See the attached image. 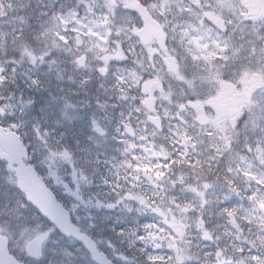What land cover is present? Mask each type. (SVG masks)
<instances>
[{
    "label": "clouds",
    "instance_id": "obj_1",
    "mask_svg": "<svg viewBox=\"0 0 264 264\" xmlns=\"http://www.w3.org/2000/svg\"><path fill=\"white\" fill-rule=\"evenodd\" d=\"M103 2L104 0H97V4L100 6L103 5ZM146 2L150 4L154 0H146ZM232 2V9L226 7L220 10L216 8L217 0H201V8L196 9V13L200 14L208 27H212L214 31L215 25L203 17L202 13L212 11L217 15L222 14L225 27L219 30V35L223 39L232 38V47L226 51L228 59L217 58L213 62V68L220 65L225 74L231 72L235 78L243 68L264 74V21H255L243 14L239 0H232ZM115 3L119 5L120 0H115ZM183 3L191 4L192 0H183ZM208 5H212V7H208ZM244 12L246 13V9ZM3 14V11L0 10V15ZM176 15H179L178 10ZM168 19L172 20L171 14ZM133 26L135 27V25ZM98 30L105 32L108 42L101 43L91 38L88 40V43L94 48L99 44L106 49L105 52L100 53L101 59L97 60L94 70H89L86 74L91 79V84L87 85L91 94H74L71 91L73 85L68 82L72 78L70 74L66 79L60 80L56 78L54 67L50 71L46 63H37L33 66L25 59L20 66L21 71L35 76L40 82L39 87L31 86L29 83V86L34 89L31 95L35 97V103H31L32 106L29 108L24 103L17 101L5 113L0 114V124L6 127L8 122L18 125L12 130L20 137L28 160L35 167L45 164L48 150L54 146L55 136L62 131L60 125L63 121L59 109L66 101H70L77 109L87 112H97L95 101H103L107 104V110L112 115L113 121L117 120L113 104L120 105L122 108L130 105L133 111L140 109L131 121L133 133L124 136L123 129L121 135L133 144L139 143L141 136H144L146 137L145 144L150 148L153 147V144L157 150L163 146L169 156L175 154L177 160H180L177 150L181 149L189 153L195 164L190 168L187 166L186 160H180L176 164H172V161L168 160L167 163L171 166L161 169L165 173L161 181H156L154 177L149 179L143 173H136L135 176L139 179H132L126 189V191L134 192L143 198V205H140L138 201H126L125 203L133 209L139 208L147 222L153 224L154 243L161 245V254L164 255L166 264H168L169 256H175V251L169 248L170 243L183 250L185 264H215L216 261L215 256L209 258L205 255V249L208 252L215 249L216 240L213 239L205 243L201 231L196 227L195 221L199 216L200 201L187 191L189 186L203 190L204 184L212 185L213 187L207 190L211 204L204 210V218L208 220L207 213L215 209L217 217L234 230L227 231L230 235L225 236L223 233L219 235L220 237L221 235L224 238L231 236L232 240L238 244L255 241L256 250L259 251L264 247V245H260V240L264 239V225H262L264 210L258 207V203L242 198L250 190L257 189V185L255 182H251L248 187L249 182L244 185L237 182L238 173L235 166L229 172L227 163L230 156L237 154L244 155L249 161H253L258 155L256 148L264 145V86L257 88L248 96L247 102L235 114L234 119L227 122L224 131L213 127L210 123L202 125L194 119V109L189 106L187 86L169 73L165 63V59L171 57L177 61L187 78L191 79L193 74H197L198 87L199 74H207L205 62L202 60L193 61L185 50L186 46H181L179 32L173 34L171 28H168L164 48L154 43L152 45L154 51L149 54L147 48L135 37L130 28L122 30L119 37L116 35V31L111 28ZM109 31L111 32L110 36L107 35ZM235 41L240 42L238 48L233 47ZM18 48L19 45L13 44L10 37L7 42V51L0 50V64L13 58L12 53ZM63 49H65L63 45L58 49L49 48L52 58L62 60L61 50ZM116 50L121 52L122 59L110 60L107 74H100L97 68L104 66L103 56H111ZM98 51L96 49V52ZM15 59H20L18 51ZM148 79H159L161 83V88H154L152 93L155 109L159 111L154 109L150 113L139 103L141 97L144 96L143 83ZM118 80L122 84L123 92L117 86ZM40 89H44V91H40ZM161 89L165 94L171 91V96L165 99L161 94ZM76 91L82 92V89L77 87ZM208 92V85H205L201 96L193 98L191 102L196 103L199 100L202 104L201 110L206 115H214L207 104L203 102L208 97ZM132 96L136 97V103H132ZM109 101L111 103H108ZM126 101L127 104H125ZM181 103L185 106L183 109L179 107ZM159 105H163V108H159ZM98 114L103 115V113ZM149 115L160 117L163 121V131L151 123L148 119ZM122 119L127 121V116ZM122 119L118 120V127L122 126L120 123ZM169 124L172 125L171 128H169ZM178 129L179 131H177ZM185 131L191 137L190 141L180 139ZM206 132H210L211 135H206ZM165 136H170V138L166 140ZM192 143L196 144L194 149ZM250 147L251 152L249 151ZM157 162L165 164V159L151 161L153 164ZM257 168L264 169V166L257 165ZM181 177H183V183L180 181ZM229 180L233 181V186L240 191L241 198H237L235 192L229 188L227 183ZM225 196L230 198L229 202H241L242 207H236L238 213L235 220L238 227H234L230 223L232 218L220 216L217 212L219 206L217 202L224 203ZM186 201L196 211L189 209L184 212L182 207ZM30 208L35 209L31 215L36 213L43 215L40 209L28 200L26 193L16 183L15 172L10 169L8 161L0 159V222L19 225L23 220L30 218ZM116 209L125 218L126 223L132 227L136 212L128 213L124 210L123 205ZM174 221H180L184 225L182 236L172 228ZM49 223L52 225V232L56 239L54 240L52 235L49 236L43 246L42 254L38 258L29 256L17 238L15 241L16 250L22 249L24 255L21 264H25V262L26 264H94L87 249L75 236L61 231L52 221ZM80 224L82 229H87V221H82ZM209 230L215 233L214 229L209 228ZM104 231L107 232V228ZM91 234L95 237L98 235V230L93 228ZM108 236L119 246L120 237L112 232L108 233ZM12 244L13 241L10 240V248ZM232 245V241H229L226 245L228 250L221 258L222 260L233 256ZM108 252L110 253V250ZM65 253L71 255H65ZM171 264H175L174 259Z\"/></svg>",
    "mask_w": 264,
    "mask_h": 264
},
{
    "label": "snow or ice",
    "instance_id": "obj_2",
    "mask_svg": "<svg viewBox=\"0 0 264 264\" xmlns=\"http://www.w3.org/2000/svg\"><path fill=\"white\" fill-rule=\"evenodd\" d=\"M239 6L242 10V13L245 15H252L251 13L244 12L245 9L253 7L247 3H239ZM17 7L12 3V0H0V10L4 8L13 9ZM23 7V6H20ZM50 7V6H49ZM212 7V5H208ZM233 8L232 0H217L216 8ZM264 7V5H261ZM201 8V0H192L191 4L185 5L183 0H154V2L148 4L146 0H120V4L117 5L115 0H104L103 5L100 6L97 4V0H75L74 6L67 7L63 11H54L50 17V27H44L40 32V37L45 40L47 47L42 51L37 53L36 51L29 48V46L23 43L24 38L26 37V32L23 25L26 24V17L24 15H18L16 22L13 24V30L10 33V37L13 44H18V50H14L12 53L13 58L7 59L4 64H0V87H5L9 81H12L18 69L20 68L22 62L26 59L29 63L35 66L37 63L47 64L49 70L57 65V60L52 58V53L49 51V48L58 49L61 45L65 49L71 51L73 45V34L78 33L81 30L88 32L89 34L97 32L99 36L105 35L104 31H99L98 29H109L116 31V35L119 37L121 31L125 28H130L134 33L135 37L139 39L142 45L147 48L149 54L153 53L154 49L152 45L158 44L161 48H164L167 41V29L171 28L172 33L176 34L179 32L181 46H186V52L191 56L193 61H204L205 62V72L204 74H199V87L197 86V74H193L192 78H187L181 71L180 65L176 60L168 57L165 59V63L168 66V71L171 75L175 77L178 81H182L187 86V93L189 96V106L191 109H194V119L199 121L202 125L205 123H210L213 127L224 131L227 125V122L231 119H234L235 114H237L240 108L249 96V88L247 86V80L241 79V83L245 85L242 92H235L232 89L230 83H225V80L235 79L231 72L225 74L221 69L220 65H216L213 68V62L219 58L220 60H227L226 51L232 47L231 37L228 39H223L219 35V30L225 27V21L222 14L217 15L212 11H204L202 13L203 17H206L208 21H211L215 25V31L212 27H208L205 19L201 17L200 14L196 13V9ZM121 9H123L121 11ZM179 12V15H176V12ZM172 15V20L169 21V15ZM47 16V13H44ZM117 17L119 18L117 20ZM255 17L253 16V19ZM135 25V27L133 26ZM107 35H111L109 31ZM50 42V46L49 45ZM108 42V41H106ZM74 43L80 45L82 43L81 39L77 35L74 38ZM122 47V45H121ZM95 48L98 49V52H95L97 60L101 59L100 53L106 51L99 44L95 45ZM0 50L7 51V42L0 44ZM20 57L19 60L15 59L17 54ZM89 51V49H86ZM223 53V55H221ZM122 59L121 52L116 50L112 53L111 56H103L104 66L98 67L97 71L100 74H107L108 65L110 60H120ZM87 56L83 54H77L72 63L77 68H83L86 65ZM228 67V65H225ZM28 76V80L31 86L39 87V80L32 79L30 75L24 73ZM59 78V77H58ZM88 81L81 80L80 84L83 86L87 84ZM205 85H212L215 87V95H212L211 88L208 92V97L204 99L205 104L212 105L215 108L214 115H206L201 109L202 104L197 100L196 103H192L193 98L201 96V92ZM117 86L123 92L122 84L118 80ZM160 89L161 83L159 79H148L143 83V93L144 96L141 97L139 103L146 109L149 113L155 109V104L153 101V89ZM161 94L165 99H168L171 96V91L167 94L163 93L161 89ZM234 95L240 97L231 108L226 109L221 103L222 99L225 96ZM127 99V97H124ZM3 97H0V100H3ZM133 103H136V97H131ZM25 105H30L31 100L23 101ZM105 107L106 105H101ZM117 105L113 104L112 107ZM10 104H3L0 106V114L5 113L8 108H11ZM179 107L183 109L184 104H180ZM159 111L158 109H155ZM140 109L133 111L130 107L129 113L127 115V121L121 120V125L124 129V136L127 134L133 133V127L131 126V121L133 114L136 115ZM182 115V113H181ZM123 117L124 114L122 113ZM148 119L153 125L160 128L163 131V121L159 116L153 117L148 116ZM94 131L101 136H103L104 130L97 126L96 121L92 122ZM2 125V124H0ZM18 125L15 123L8 122V129H15ZM172 125L169 124V128ZM5 131L3 127H0V134ZM38 131V130H37ZM119 132L120 129L118 128ZM179 131V129L177 130ZM206 135H211L210 132H206ZM47 135V132H45ZM155 135V133H153ZM121 135L122 139L117 142L124 144L122 155L124 159L117 165L114 166L116 169L115 174L112 177L108 175L104 176L103 183L109 189L105 193V197H110L111 199H105L103 203H97V207H105L107 209H114L121 205L124 206V210L128 213L136 212V218L133 220V226L127 227L121 231H116L114 228L109 229L110 232L114 233L117 237L121 238V241L127 239L129 247L134 245H139L137 252L140 254L142 259L139 260H128L127 257L121 255L118 257L122 261V264H166L164 255L161 254V245L159 243H154L155 237L152 234L153 224L147 222L146 218L141 215V210L139 208L133 209L128 206L126 201H138L140 205L144 204V200L140 195L135 194L131 191H126L127 185L121 184L119 168L124 167L129 171L132 170L134 163H139L140 167H144V164L139 161V157L136 156V150L133 147V143H129L127 139ZM170 136H165V139H169ZM174 138V137H172ZM116 140V137H113ZM181 140L190 141L191 137L188 135L187 131L180 136ZM146 137L141 136L139 143L145 146L147 149V144H145ZM9 145L15 146V151L9 152L7 150ZM196 147L195 143H192V148ZM153 148L156 149L155 144ZM251 147L249 151L251 152ZM180 155V160H186L188 167H194L195 164L189 156V153L181 149L177 150ZM258 155L252 163H247L249 159L244 156L237 154L235 156H230L228 159L227 167L229 172L233 170L235 166L238 174H243L247 177L249 184L255 182L257 189H252L246 193L242 198L250 202L258 203V207L261 210H264V174L259 177L255 175L249 176V173L257 167V165L264 166V145L259 148H256ZM152 155L155 157H164L165 158V167H170L167 163L168 160L172 161V164L179 163L180 160L175 159V154L169 156L168 151H165L164 147L161 146L159 150L152 151ZM0 157L5 158L10 166V169L13 170L15 175L16 183H20V188H24L25 192L28 193V200L35 205L33 201L32 192L29 188H26L23 179L25 177L29 178L31 181L32 189H35L40 196L43 204L47 208V213L40 215L36 213L31 215L35 209L30 208L29 215L30 219L35 223L41 226L42 235L37 237V240H42L44 243L47 241L50 235L54 236L52 232V225L49 221L54 220L56 223L60 224L62 228L65 226H70L65 228V231H69L71 235H74L87 249L88 253L91 255L94 264H112V261L107 258L106 255H100L105 253L102 249H112L113 246L111 243L107 244L106 248H101L97 245L96 241L89 234L88 231H85L80 227V219L77 218V223L73 224L69 220V213L64 210V207L57 202L56 198L53 196V192L49 190V186H46L42 178L37 175L36 170L32 166L31 162L27 159V152L23 147L19 137L8 136L0 142ZM61 160L66 162V164L72 166V175L73 182L77 186V191L70 193V195L75 196L77 201L81 200L80 195H78L79 187L81 182L86 183L88 177L85 172L80 169L77 165V162L73 159L72 155L67 150H56L53 151L51 148L48 150L47 159L44 161L47 164L49 169L50 176H56V173L51 171L54 166V162ZM99 161H97L98 163ZM25 164L28 166L25 167ZM159 168L160 165L157 164ZM138 171V170H137ZM146 171H151V169H146ZM133 172L132 179H137ZM165 173L161 170L158 171L155 175L156 181H161ZM127 179V177H125ZM151 179V176L149 177ZM181 183H183V177L180 178ZM229 188L235 192L237 198H241L240 191L233 186V181H227ZM67 185H64V189L67 190ZM213 186L210 184H204L203 190H198L196 187L189 186L187 189L188 192L192 193L200 201V212L199 216L196 219V227L201 231L203 238L206 242H209L213 239L216 240L215 249L211 252L206 251L205 255L209 258L215 256V264H264V247L260 248L259 251L256 250L255 241H245L244 244L233 243L231 251L233 256L226 259H221L225 256L226 251L228 250L227 246L221 247L219 241L221 237L218 234L213 233L209 230L208 224L209 221L204 218V210L211 204V201L208 199L207 190H210ZM112 197H115L114 199ZM230 198L225 196L224 203H218L217 212L220 216H226L232 218L230 223L234 227H238L236 224L235 217L238 213V209L234 206H229ZM179 206V205H178ZM77 205H73L72 211H75ZM189 209L196 211L195 208H192V205L187 201L183 204L182 210L187 212ZM51 216L52 220L49 219ZM140 218H144L142 222ZM89 220L92 217L88 218ZM264 225V221H262ZM95 225L88 224V229H93ZM184 225L180 221H174L172 228L181 236L183 235ZM225 236L230 235L227 231L224 233ZM260 245H264V239L260 240ZM169 248L175 251V256L168 257V264H171V261L174 259L175 264H185V256L182 249L174 247L171 243ZM43 251V244H37L34 248V255L40 256ZM65 255H71L70 253H65Z\"/></svg>",
    "mask_w": 264,
    "mask_h": 264
},
{
    "label": "rangeland",
    "instance_id": "obj_3",
    "mask_svg": "<svg viewBox=\"0 0 264 264\" xmlns=\"http://www.w3.org/2000/svg\"><path fill=\"white\" fill-rule=\"evenodd\" d=\"M41 1V0H40ZM248 1V4L249 5H252L253 7H250L249 10H248V13H251L252 15H248L249 18L253 19V16H257L255 15V13L261 15L262 13H264V7H261V5H264V0H246L245 2ZM6 10V8H4ZM3 9V12L5 11ZM8 9V8H7ZM16 18H13V20H10V21H14L16 22ZM32 49V47H29ZM86 49H89V51H92V49L87 46L85 47V44H84V47H83V52L86 53ZM95 60H97L96 58V55H95ZM57 67V65L54 66V69ZM91 67H88V68H85L87 71L90 69ZM26 72V71H25ZM22 71L21 70H18V73H17V79L15 80V82H12L10 85L12 86H15V87H23L25 89H30L32 87L29 86V80H28V76L27 78H24L22 75H21ZM59 73L60 72H56L57 76L56 78L57 79H60L62 80L63 78L59 76ZM250 73H254V72H250ZM30 75V74H28ZM44 75H47V73H44ZM31 76V75H30ZM59 77V78H58ZM32 79H36L35 76H31ZM247 86L249 88V90L251 91V87H249V85H255L254 82L252 81H255L256 80V83H259V79L256 77V76H251L250 74H248L247 76ZM252 82V83H250ZM245 87V85H244ZM6 88L7 86L5 87H0V97H3L4 99L3 100H0V106H2L3 104H9L6 100V94H7V91H6ZM44 90V89H42ZM235 92H242V91H235ZM212 95H215V93H213ZM240 97L238 96H234V95H228V96H225L221 103L223 104V106L228 109V108H231L234 103L239 100ZM25 100H31L30 98H25L23 101ZM23 101H22V104H23ZM32 101V100H31ZM32 103H34L32 101ZM11 105V104H10ZM27 107H31L32 105H26ZM64 107H69L68 104H64L63 105ZM207 107L209 109H212V112L215 114V110H214V107L211 105V106H208ZM61 117H62V125H60V127L62 128V131H60L56 136H55V139L53 141V145L55 144L54 142L57 141L61 138L62 140H64L65 138H63V133L64 131H68V125L72 122V117L66 113L61 114ZM93 130V129H92ZM52 131H55V129H52ZM91 138L93 141H95V145L98 147L100 144H103L104 140L106 138H97L93 135H91ZM88 146V145H87ZM91 153H92V156L93 158H95V161H99L98 164L100 165L101 167V170H99V172L97 173V175H100L102 174V169H104L107 165H109L110 169H109V177H112V174H113V168L116 164L113 163L111 164L113 161L110 160V159H105V160H102L101 159V155L103 154L102 152L99 153L97 149L93 148L91 150ZM75 160V159H74ZM76 161V160H75ZM85 165V166H89V161H88V156L86 154H84V158H83V163L81 162L79 165H78V162H77V165L80 169H82V165ZM66 168V162L64 161H61V160H57L54 162V166L52 167L51 171L55 172L56 173V176H51L52 179H53V184L55 185L56 184V189H59V192L61 191V194L71 198L72 199V207L73 205H77V208L75 209L76 210V214H82V215H87L89 213H91L92 215L94 214L93 212L95 211H103L105 209V207H97V203H103V201L105 199H111L110 197H105V193H107L109 191V189L104 185V183L102 182L101 179H96V181L94 182L93 180H91V177L90 176H87L88 177V181L86 183L84 182H81L80 184V187H79V192H78V195H80L81 197V200L83 201V203H81L80 201H77L75 196H72L70 195V193L72 192H76L77 191V186L76 184L73 182V175L72 174H69V175H66L64 176V174L62 173V170ZM83 170V169H82ZM84 171V170H83ZM65 178H67L66 180V184L67 185H70L72 183L71 186H68L67 187V190L64 189V184L63 182H65ZM70 183V184H69ZM89 205L88 208H86L85 206L86 205ZM89 212V213H88ZM103 221V220H102ZM104 224V223H102ZM8 226H13L14 227V230L10 231L11 232V241H13V244H12V247L11 248H14L16 249V244H15V241L17 240V238H19V241L20 243L24 246V244L33 236H35L37 234V230L34 228L35 226V222L33 220H31L30 218L29 219H26V220H23L21 223H19V225L17 224H14V223H7ZM130 225H125V228L129 227ZM106 227L99 224L97 226V230H98V233L99 235L96 237L97 238V241L99 242V246L101 248H106L107 244L111 243V245L113 246V249L115 250L113 252L112 249H108L110 250L111 254L113 255L114 253H116L117 251H122V249H124V245H129L128 243L125 242V240L123 241H120L119 242V246L117 245V243H114L112 238L108 236V233H111L109 231H107L105 234H103L102 232L104 231ZM124 228V229H125ZM229 229V231H233L231 228H229V226L227 224H219V225H216L213 227V229L215 230V234H223L226 232V229ZM123 230V229H122ZM222 239H225L222 235H221V239L219 241V244L221 247H225L224 244H228L229 241H232V243H234V241L232 240L231 236L227 237V240L226 242L223 244L222 243ZM126 243V244H125ZM205 243H207L205 241ZM104 251H106L107 253L108 250L107 249H103ZM205 251H207V249H205ZM123 254V253H121ZM124 254L127 255V253L125 252ZM130 261H132V256L130 255L129 258H128ZM118 264H122L120 262H118Z\"/></svg>",
    "mask_w": 264,
    "mask_h": 264
},
{
    "label": "flooded vegetation",
    "instance_id": "obj_4",
    "mask_svg": "<svg viewBox=\"0 0 264 264\" xmlns=\"http://www.w3.org/2000/svg\"><path fill=\"white\" fill-rule=\"evenodd\" d=\"M36 2H38V0H34ZM47 2H49L51 5L54 4V0H47ZM50 5H48L49 7ZM49 10V9H47ZM10 12V11H9ZM7 15H8V12H4L3 15H0V26H1V22L5 21L7 19ZM0 31H1V28H0ZM77 54H80V52H76V54L74 55V57L77 55ZM74 77L77 78V74H74ZM74 94H77V95H81V94H86V91H82V92H77V91H73ZM98 101V100H96ZM68 103H71L70 101H67ZM72 104V103H71ZM72 106L75 108V111L73 113V116L76 118L79 126L83 127V137H85L86 135V127H92L93 128V124L92 122L95 120L96 123H97V126H103V128H110L111 126L115 125L117 128L120 129V132H123V129L120 128V126L118 127V120L120 118H117L116 121H113L112 120V117L111 118H107V117H102V115L98 114V112H87V111H84L83 109H77L73 104ZM129 110H130V105L128 107H124V111H123V114L124 116H127L128 113H129ZM83 113V114H82ZM100 113V112H99ZM135 114H133L134 116ZM123 116V117H124ZM122 117V118H123ZM108 133L107 129H106V134ZM134 147V146H133ZM135 149V147H134ZM123 156V155H122ZM247 163H250V161H247ZM252 163V161H251ZM257 172H260L262 173V169L260 168H257ZM254 168V169H255ZM252 172V171H251ZM54 191V194L64 203V205L66 206L67 210H69L70 212V216L73 217V220L75 223H77V218L80 219V222L82 221H87L88 224H93V223H96V219L93 215L91 216H88V215H83V216H78L76 214V210L75 211H72L73 208H70L69 206L66 205V197L64 195L61 194V191L59 192L58 189H56L55 187L52 188ZM89 217H92L91 220H89L88 218ZM100 217L97 218V220L99 219ZM80 227H81V224H80ZM95 228V227H94ZM85 231H88L89 234L94 237L91 232H92V229H85Z\"/></svg>",
    "mask_w": 264,
    "mask_h": 264
},
{
    "label": "water",
    "instance_id": "obj_5",
    "mask_svg": "<svg viewBox=\"0 0 264 264\" xmlns=\"http://www.w3.org/2000/svg\"><path fill=\"white\" fill-rule=\"evenodd\" d=\"M76 37V36H75ZM76 45V44H75ZM78 46V45H76ZM8 136H12V137H17L15 136L13 133H10V132H3L2 134H0V142L3 141L4 138L8 137ZM7 150L9 152H13L15 151V146L14 145H9ZM27 167V166H25ZM16 175V173H15ZM23 183L25 185L26 188H29L32 192V197H33V201L35 202V205L40 209V211L43 213V214H46L47 213V208L46 206L43 204V201L41 200L40 196L38 195L37 191L35 189H32V186H31V181L29 178L25 177L23 179ZM18 186L20 187V183L17 182ZM24 192H25V189L24 188H21ZM26 195H27V198H28V193L25 192ZM49 219L52 220L51 216H49ZM52 222L57 225L61 231L63 232H66V233H69V231H65V228L67 227H70V226H65V228H62L60 224L56 223L54 220H52ZM74 236V235H73ZM40 240H37V238L35 239H32L27 247H26V250H27V253L29 256H32V257H38L36 255H34V248L37 244H40ZM6 243H7V239L4 237V236H1L0 235V264H20L18 263L17 261H15L14 259L11 258L10 255L7 254V250H6ZM102 255V254H100ZM103 256V255H102Z\"/></svg>",
    "mask_w": 264,
    "mask_h": 264
},
{
    "label": "trees",
    "instance_id": "obj_6",
    "mask_svg": "<svg viewBox=\"0 0 264 264\" xmlns=\"http://www.w3.org/2000/svg\"><path fill=\"white\" fill-rule=\"evenodd\" d=\"M0 223H2V222H0ZM3 224V223H2Z\"/></svg>",
    "mask_w": 264,
    "mask_h": 264
}]
</instances>
